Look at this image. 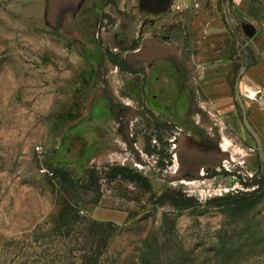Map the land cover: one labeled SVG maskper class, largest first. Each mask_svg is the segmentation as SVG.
<instances>
[{"label":"rangeland","instance_id":"1","mask_svg":"<svg viewBox=\"0 0 264 264\" xmlns=\"http://www.w3.org/2000/svg\"><path fill=\"white\" fill-rule=\"evenodd\" d=\"M144 1L0 0V264L66 204L115 225L99 264H264V93L259 131L215 114L192 15Z\"/></svg>","mask_w":264,"mask_h":264},{"label":"crops","instance_id":"2","mask_svg":"<svg viewBox=\"0 0 264 264\" xmlns=\"http://www.w3.org/2000/svg\"><path fill=\"white\" fill-rule=\"evenodd\" d=\"M175 3L179 13L188 12L193 18L191 30L201 50L196 64L204 101L220 115L237 113L239 101L241 107L253 110L249 123L254 131H259L261 123L253 105L264 93V0H175ZM232 24L240 26L251 52H242L238 60L232 56Z\"/></svg>","mask_w":264,"mask_h":264},{"label":"trees","instance_id":"3","mask_svg":"<svg viewBox=\"0 0 264 264\" xmlns=\"http://www.w3.org/2000/svg\"><path fill=\"white\" fill-rule=\"evenodd\" d=\"M232 33L234 36L232 56L235 57L241 48L246 51L248 48L244 47L246 37L240 29L232 27ZM236 69L237 65H235ZM93 173L95 171H91L89 177H92ZM255 182L259 184V181ZM83 188L88 187L83 185ZM240 193L228 194L221 198L227 199L232 204H239L238 213L251 208L258 201L250 199L257 190L253 193ZM171 199L178 204L179 198L173 195ZM47 224H51L48 229L44 230V226L39 225L31 235L33 243L44 246L35 264H99L116 229L113 222L92 220L80 215L77 207L70 204L64 205L61 211L44 225Z\"/></svg>","mask_w":264,"mask_h":264},{"label":"bare ground","instance_id":"4","mask_svg":"<svg viewBox=\"0 0 264 264\" xmlns=\"http://www.w3.org/2000/svg\"><path fill=\"white\" fill-rule=\"evenodd\" d=\"M165 51L158 49L155 47L152 51L144 50L142 56L149 58V60H154L159 56L165 55Z\"/></svg>","mask_w":264,"mask_h":264},{"label":"water","instance_id":"5","mask_svg":"<svg viewBox=\"0 0 264 264\" xmlns=\"http://www.w3.org/2000/svg\"><path fill=\"white\" fill-rule=\"evenodd\" d=\"M228 8H229V4L227 3V5H226V14L228 13ZM244 122L249 127V129L254 133V130L251 128V125L249 124L248 119H247L246 116H244Z\"/></svg>","mask_w":264,"mask_h":264},{"label":"flooded vegetation","instance_id":"6","mask_svg":"<svg viewBox=\"0 0 264 264\" xmlns=\"http://www.w3.org/2000/svg\"><path fill=\"white\" fill-rule=\"evenodd\" d=\"M145 1H146V0H145ZM145 1H144V2H145ZM164 1H168V0H164ZM112 21H113V20L111 19V22H112ZM123 32H126V30H123ZM126 33H127V32H126ZM141 48H142V47H141ZM141 48H140V49H141ZM150 48H151V46H150ZM154 48H155V47H154ZM154 48H153V49H154ZM140 49H139V50H140ZM153 49H151V50H153ZM137 51H138V50H137ZM133 52H136V51H133ZM147 60H149V59H147ZM155 60H156V59H155ZM149 61H154V60H149Z\"/></svg>","mask_w":264,"mask_h":264},{"label":"built area","instance_id":"7","mask_svg":"<svg viewBox=\"0 0 264 264\" xmlns=\"http://www.w3.org/2000/svg\"><path fill=\"white\" fill-rule=\"evenodd\" d=\"M230 20H232V18L229 17ZM232 22V21H231ZM233 25V24H232Z\"/></svg>","mask_w":264,"mask_h":264}]
</instances>
